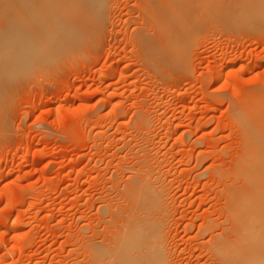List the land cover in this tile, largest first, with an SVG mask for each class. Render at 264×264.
<instances>
[{"label": "rangeland", "instance_id": "1", "mask_svg": "<svg viewBox=\"0 0 264 264\" xmlns=\"http://www.w3.org/2000/svg\"><path fill=\"white\" fill-rule=\"evenodd\" d=\"M142 2L109 0L81 49L0 91V264H92L89 250L117 245L137 178L156 182L160 208L150 195L156 217H142L161 224L148 237L163 264H220L237 115L264 95V18L198 20L184 68L162 73L135 40L152 33Z\"/></svg>", "mask_w": 264, "mask_h": 264}, {"label": "bare ground", "instance_id": "2", "mask_svg": "<svg viewBox=\"0 0 264 264\" xmlns=\"http://www.w3.org/2000/svg\"><path fill=\"white\" fill-rule=\"evenodd\" d=\"M108 1L0 0V54L2 58L0 59V91L10 85L14 75H18L22 79L31 70L41 69L52 60L57 58L62 60L70 52H74L73 50L81 49L86 41L103 28ZM142 1L141 9L145 18L143 19L148 29H152V33L150 31L151 34H147V29L138 32L135 40L144 53L145 60L152 66V70L155 69L162 73L168 71L169 68L176 70L181 64V58L186 53L188 54L191 47V37L189 39L188 36H192L198 30L201 25L198 20L206 17H210L211 20L213 19L211 17H217L225 21L230 18V15L233 16L235 10V13L238 11L242 13L243 17L246 15L245 17L248 19L252 16L255 20L260 16L264 18V0H239V4L234 0ZM256 3L262 4L261 10L255 7L260 10L257 12L256 9L253 10V6L258 7L260 4ZM234 6L240 8L241 11ZM35 14H38L36 18L26 20L29 26L22 25V16ZM254 18L250 20H254ZM206 19L203 21L205 22ZM186 35L187 37H185ZM47 55L49 57L52 55L51 60L48 61ZM57 61L55 60V62ZM183 63L184 60L181 65ZM182 68L184 65L181 66ZM249 99L253 100L249 102L248 108L237 115L243 135V153L239 157L236 171H234V181L225 191L229 228L224 229L225 232L221 237H225V241L228 243L224 246L223 239L216 242L215 246H220L217 249L220 264H264V95L258 98L255 95ZM137 179L130 182L125 194L130 205L134 207L133 204H136L138 209L136 206L137 210L130 206V211L123 219V232L117 239L115 238L117 241L115 247L107 250V248L99 246V248L94 247L89 250L91 251L92 264L166 263L158 243L155 242L159 249L156 244L153 245L152 238L148 237L151 233L149 232L151 230L148 231V224L152 221H148V223L145 220L147 223L143 222L144 218L142 217L143 215L144 217L150 216L152 213V216H155V209L160 208L154 207L158 205L157 202L160 203L159 197L157 198L158 194L153 188L156 182L151 185L152 183H148L146 178L143 181L139 179L137 181ZM153 194L156 198L154 200L157 201L153 200L151 204ZM149 203L153 205L154 211L145 215L148 210L152 211ZM148 205L149 207H147ZM144 209L146 211H143ZM139 210L143 213L140 215L142 218L139 216ZM135 211L138 214H135ZM136 218L138 221L135 222ZM151 224L149 228H154L156 238L160 235L161 224L154 223L156 225L152 224L154 227H151ZM149 240L152 242L153 248L156 247L157 250L153 249L151 252L152 245L149 246ZM148 246L151 248L150 252Z\"/></svg>", "mask_w": 264, "mask_h": 264}]
</instances>
